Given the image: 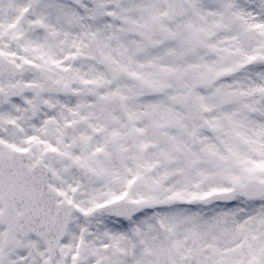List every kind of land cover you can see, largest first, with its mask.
I'll return each instance as SVG.
<instances>
[{
    "label": "snow or ice",
    "instance_id": "obj_1",
    "mask_svg": "<svg viewBox=\"0 0 264 264\" xmlns=\"http://www.w3.org/2000/svg\"><path fill=\"white\" fill-rule=\"evenodd\" d=\"M0 264H264V0H0Z\"/></svg>",
    "mask_w": 264,
    "mask_h": 264
}]
</instances>
